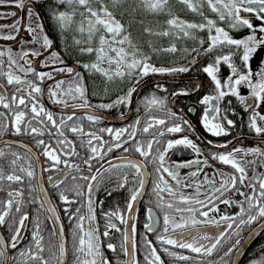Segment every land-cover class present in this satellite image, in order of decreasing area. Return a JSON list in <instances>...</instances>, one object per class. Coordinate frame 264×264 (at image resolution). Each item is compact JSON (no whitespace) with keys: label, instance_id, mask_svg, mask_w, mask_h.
<instances>
[{"label":"snow or ice","instance_id":"6c2138e0","mask_svg":"<svg viewBox=\"0 0 264 264\" xmlns=\"http://www.w3.org/2000/svg\"><path fill=\"white\" fill-rule=\"evenodd\" d=\"M9 2L22 10L32 4L27 12L29 23L21 25L19 20L15 21L12 29L16 35L0 34V39L16 40L21 30L30 39L18 41L21 49L16 54L11 49L0 50V136L10 133L31 137L35 146L41 149L40 155L45 158L47 167L41 165L36 153L26 144L19 145L26 149L22 155L11 150L10 145L8 153L0 150V192L6 193V198L0 200V228L6 227L9 232L8 237L0 234V264H66L69 250L58 206L49 198L37 168L42 172L56 173L48 175L47 182L55 190L64 215L71 224L72 264H112L104 253L105 247L117 257L122 254L120 264H165L161 252L169 258V264H236L234 257L242 254L241 249L247 242L241 234L247 229L251 238L264 232V172L253 168V174L249 176L246 164L256 162L238 160L236 154L264 158V148H232L228 151L231 140L219 144L208 140V145L224 149L222 152H210L211 160L230 166L233 171L226 173L217 169L219 183L207 174L202 182L183 180L179 169L197 165L195 171L188 173L189 178H196L203 171L199 166L208 165V158L203 157L201 148L188 136L168 140L163 150L154 148V145H159L160 138L166 134L184 132L185 126L191 130L189 121L166 109L164 100L153 95L143 102L146 111L164 110L167 119L152 116L142 129L138 127L141 124L138 118L126 127L86 130L82 119L76 116V109L85 111L84 119L90 126L96 125L102 117L93 112V108L110 110L128 106L137 89L133 85L111 102L93 105L85 76L68 65L64 55L71 56L75 52L94 57L90 62L77 61V64L89 76L98 74L102 78L93 92L101 99L109 95L118 82L138 83L140 78L153 73L189 71L188 66L157 67L151 62L152 54L183 51L189 55L192 52L206 55L211 62L202 71L210 78L214 88L213 94L205 95L199 101L204 106L199 121L203 130L211 137H227L230 134L236 125L228 113L235 114V111L227 105L232 103L228 98L234 97L247 114L249 130L256 137H264V114L260 111L264 107V58L257 64L258 71H253L251 67L258 50H264V0H52L48 15L63 41L59 51L45 29L43 18L35 9L41 0H0V4ZM175 6H179L182 12L199 17V21L182 19L174 11ZM10 15L15 16L16 13ZM160 15L167 17L163 26L148 19ZM125 16L128 17L126 21L123 20ZM253 18L259 23L254 24ZM134 26L138 31L135 37L132 32ZM243 29H247L248 33L240 38L230 34ZM199 33H206V38H200ZM161 39L169 41L167 47L158 46ZM181 40H198L200 47L190 51L180 49L177 42ZM26 44L32 47L25 48ZM205 44L207 47H204ZM145 47L148 51L144 50ZM236 58L239 64L235 62ZM195 60L193 56L189 64ZM37 61L44 70L35 67ZM223 65L231 73L225 79L219 75ZM58 76L61 78L57 79ZM46 81H52L47 86L49 103L73 109L70 114L57 117L46 107L41 87ZM241 86L248 89L246 95L241 94ZM199 87L197 85L195 90ZM188 94L186 90L173 93L174 96ZM188 111L194 110L190 108ZM121 118H124L123 113ZM169 120L180 122L169 124ZM154 129L155 134L150 139L141 141L138 138L141 131L149 134ZM45 136L49 138L47 142L43 139ZM260 143L264 144V139ZM181 146L202 158L167 166L166 155ZM79 148L85 149L83 157ZM117 149H122L124 153L134 151L142 159L136 161L121 156L114 158L119 163H113L107 157ZM77 158L82 160L83 169L80 163L75 162ZM93 162L99 164L95 171ZM148 164L154 165L156 178L152 182L151 193L155 197V207L161 210L162 220L155 215L152 207H148L144 233H138L136 217L132 213L145 195ZM259 166L264 168V160ZM113 177L116 178V189L127 187L129 196L125 209L116 207L101 213L105 220L101 233L95 193ZM204 185L209 187L202 193ZM25 188L28 198H25ZM189 188L194 189L193 193L184 191ZM226 193L243 199L225 198ZM165 194L169 199L165 198ZM108 195H111L110 191ZM31 204L38 205V208L35 210L37 215L30 220L24 209ZM74 204L79 206L73 211ZM99 204L102 205L103 201ZM219 204L234 206L237 210L217 215ZM41 215L58 225L50 230L47 245L42 235ZM117 221L123 227L118 226ZM29 222L33 225L29 244L18 248ZM210 226L217 229L215 234L208 231ZM258 229L262 231L258 232ZM113 231L121 234L119 245L110 242ZM149 235H153L154 240L149 239ZM225 245H229L226 251ZM10 251L16 254L10 255ZM249 264H264V249L260 257Z\"/></svg>","mask_w":264,"mask_h":264},{"label":"flooded vegetation","instance_id":"af4514ba","mask_svg":"<svg viewBox=\"0 0 264 264\" xmlns=\"http://www.w3.org/2000/svg\"><path fill=\"white\" fill-rule=\"evenodd\" d=\"M52 3V0H41L39 4L35 5L36 11H38L43 18V24L45 26V29L49 35V37L55 41L57 50L62 49L63 41L60 38V35L53 27V24L49 18L48 10ZM32 7V4H28L23 10L20 8H17L14 6L13 3H5L0 4V34L7 35V34H13L16 35V33L12 29V25L15 23V21L19 20L21 25H27L29 23L27 12L28 9ZM174 11L176 14H178L182 19L188 20V21H199V17L194 16L192 13L188 12H182L179 10L178 6H175ZM15 12L16 15L12 16L10 13ZM32 21H35V16L32 17ZM253 23H259L253 18ZM19 27V26H18ZM248 33L247 29H243L239 32H230L231 35H233L236 38H240ZM200 38H206V33H199ZM28 34L21 30L19 34L17 35L16 40H3L0 39V50L7 51L8 49H11L14 54L18 53L21 49V45L18 41L20 40H29ZM69 43H71V36L69 35ZM169 44V41H164L161 46L167 47ZM177 46L180 49H189V51L192 48H199L200 45L197 41L193 40H181L177 42ZM25 48H31V44L24 45ZM204 47H207L205 44ZM227 51V49H225ZM195 56L196 60L194 63L189 64V61L192 60V57ZM261 58H264V50H258V54L254 57V59L251 61V67L253 71H258L257 64ZM6 59V57L4 58ZM64 59L66 60L67 64L70 66H73L76 68L77 71H80L85 76V82L86 86L88 88V95L90 97V102L93 105H97L100 103H109L112 100L116 98L117 95H123L124 92L128 90V88L135 85L137 87L142 82H147L146 85L140 89V91L133 96L132 103L128 106H118L117 108L110 109V110H101L99 108H93L92 111L99 114L102 119L100 122L96 125H89V122L84 119L85 117V111L83 109H76V116L78 118L82 119L83 125L86 130H96L98 128H121L126 127L128 125H131L134 123L138 118L141 120V124L138 126L142 129L144 126V123L151 119L152 116H155L156 118L161 119H167L165 116L164 110H149L146 111L144 107V100L151 96H156L160 99H163L165 102L166 109H171L173 112H176L178 116H183L185 119L189 121V124L191 126V130L188 129V126H185V131L182 133H176V134H166L164 137L160 138L161 143L159 145H154V148L158 147L161 150H163L166 142L168 140H175L179 139L182 136H188L190 139H192L200 148L203 153V157L208 158V165H200L199 167L203 168V171L201 174L196 178H189L188 173L195 171L198 167L197 165H193L190 168L187 169H179L180 177L183 180H186L188 182H192V179H196L199 181H203L204 175L207 174L210 178L216 179L217 183H219V176L216 175V170L219 169L226 173H231L233 169H231L230 166L222 165L216 161L211 160L210 158V152H217V151H224V149H217L213 147L212 145H208L207 141L212 140L214 144L224 143L225 141L231 140L232 144L229 146L228 151H231L232 148H252V147H261L264 148V144L260 143L261 139H264V137H256L253 132L249 130L247 127V114L243 112L241 106L239 105V102L234 97H229L232 101L231 105H227L229 108L234 109L235 114H233L231 111L228 113L229 118L233 119L235 121V127L230 130V134L227 137H211L208 135L204 130L203 127L200 124V118L203 113L204 106L199 103L200 99L209 94H213V84L210 81V78L203 73L202 68L206 66L209 62H211V58L200 54L197 55V53L192 52L191 55L180 51L177 54H164L160 53L156 56H152L151 62L157 66V67H179V66H188L189 71L183 72V73H172V74H149L148 76H145L143 78L139 79V82L136 83L128 82L125 80L122 83L118 82V86H113L112 92L104 96L103 99H101L100 96L93 95L94 90H96L97 86L101 82V77L97 74L95 76H89L88 73L84 72V70L77 64V61H80L81 63H87L90 62L91 59H94V57H89L87 55L81 56L76 54L75 52L71 55H64ZM237 64H239L238 58H236L235 61ZM106 66V65H105ZM35 67L38 70H44L40 68V63L37 61L35 63ZM230 70L227 68L226 65H223L221 67V71L219 75L222 79L227 78L228 75H230ZM32 77H29L31 79ZM61 77H57V79H60ZM52 81H46L44 84L41 85L42 89L44 90V95L42 96V100L45 103L46 107L51 109L57 117L61 115H67L70 114L73 109L71 108H62V106L53 105L49 103L48 97H47V86L48 84H51ZM197 85H199V90H195ZM181 90H186L189 94L188 95H178L174 96L173 93L180 92ZM241 94L246 95L248 92V89L246 87L241 86L240 88ZM193 109L194 111L189 112V109ZM2 110V109H0ZM261 113L264 114V107L260 109ZM121 113L124 114V118H121ZM174 122H180L179 120L171 121L169 120V124ZM155 129L150 132L149 134H144L142 131L138 133V138L141 141H145L147 139H150L153 134H155ZM71 136V134H69ZM43 139L48 141V137L45 136ZM105 139H108L107 136H105ZM3 142V144L0 146V150H4L5 152L8 150L10 151L9 145L11 147V150L18 151L21 155L25 151L24 149L14 145L13 143L18 144H26L28 147L32 148L33 152L37 154V156L40 159L41 165L43 167H47V163H45V158L40 155L41 149L37 148L32 140L31 137L26 136H13L10 133H6L3 136H0V143ZM77 144H79V141L77 140ZM130 146V145H129ZM78 151L80 152V156L83 157L85 154V149L79 148ZM126 156L130 159L140 161L142 158L139 156L138 153H135L134 151H130L129 153H124L122 149H117L112 153H109V156L107 159H112L113 163H119V161L115 160V157H121ZM198 158L197 155L188 148L184 147H177L175 149H172L169 151V153L166 155V165L167 166H174L176 163H183L187 161H193ZM236 158L241 161H255V164H246L247 173L249 176H252L253 174V168L256 169L257 172H264V168H261L259 165L264 160V158L257 157V156H243L240 153L236 154ZM77 163L81 164L82 169L84 168V165L82 164V160L80 158H77L75 161ZM94 163L93 171H95L96 167H99V164ZM100 163H103L101 161ZM107 167V165H105ZM146 171L148 173L146 177V185H145V195L141 198V200L138 202L137 208L134 215L136 217L135 223L137 224V230L138 233H144L143 224L146 222V209L148 207H152L155 215L157 217H161L162 220V214L161 210L155 207V197L151 193L152 189V182L156 178L155 171H154V165L148 164L146 167ZM44 183L46 186L47 191L50 194V198L53 202V204L57 205L59 203L58 196L55 194V190L50 187V185L47 182L48 175H56V173H46L42 172ZM75 174V173H74ZM87 174V172H85ZM166 175V174H165ZM167 178V177H166ZM170 179V178H169ZM171 183H174L170 180ZM129 185L128 187H130ZM208 185H204V188L202 189V193L204 191H207ZM49 188H51L52 192L55 194L54 197L57 199L55 201L51 197V193L49 191ZM115 189V190H114ZM247 191V189H244ZM111 192V195H108V192ZM187 193H193L194 189H184ZM129 193L127 191V187L124 189H116V178L113 177L111 182L105 181V183L102 185V187L96 191L95 198L97 201V220L98 225L100 228L101 233L104 231V224L105 220L101 216L102 212H107L110 209H115L116 207H119L120 209H125L126 201L128 199ZM232 197L233 199H243L242 197L234 196L232 193H226L225 198ZM165 198L169 199V197L165 194ZM202 198V197H201ZM56 203H55V202ZM99 201H103V204L100 205ZM58 206V205H57ZM78 204L72 205V210L74 211L76 207H78ZM220 212L217 214H228L233 213L235 210V207H229L223 204L218 205ZM63 212V205L58 206V213L61 217L64 230L66 233V240H67V248L69 250V241H68V235L66 230V225L68 227V231L70 233L71 231V224L67 217L64 215L63 217L61 212ZM65 221V222H64ZM50 225L53 229L51 221ZM118 226L123 227L122 225H119V222L117 221ZM254 226V225H253ZM252 226V227H253ZM25 231L26 228L23 230V236L25 237ZM208 231L212 234H215L217 229L214 226H210ZM248 230L246 229L241 236L243 237L244 234ZM0 232L3 235L2 228H0ZM120 233H117L115 231L112 232L110 242L115 243L119 245L120 243ZM262 236V235H261ZM260 236V237H261ZM29 239L25 237V239L21 241V244L18 245V248H25L29 244V240L31 239V234H29ZM259 237V238H260ZM45 238V237H44ZM138 240H140V236L137 237ZM149 239L154 240L153 235H149ZM108 242V241H106ZM234 243V239L232 241ZM45 245H47V241L45 239ZM253 245V244H252ZM251 245V246H252ZM229 245H225L224 250H227V247ZM250 246V247H251ZM249 250V249H248ZM179 251V250H177ZM104 253L106 256L110 258L112 261V264H120V261L123 259V256L121 254L120 257H117L116 253L110 252L107 250V248H104ZM247 253V252H246ZM10 255H15V251H10ZM162 258L165 261V264H169V258L164 255L162 252L160 253ZM45 256H47V251L44 253ZM246 255V254H245ZM69 254L67 255L66 264L68 262ZM244 258V257H243ZM139 259L142 261L143 257L142 255L139 256ZM243 260V259H242ZM241 260V261H242ZM73 261V257H72ZM71 261V264H72ZM241 263V262H240ZM14 264V262H12ZM183 264V262H181Z\"/></svg>","mask_w":264,"mask_h":264},{"label":"trees","instance_id":"16d2710c","mask_svg":"<svg viewBox=\"0 0 264 264\" xmlns=\"http://www.w3.org/2000/svg\"><path fill=\"white\" fill-rule=\"evenodd\" d=\"M118 18H120L118 16ZM167 17L165 15H160V16H157V17H148L149 20L153 21V23L155 22H159V24L161 26H163V22L164 20L166 19ZM128 19L127 16H125L123 18L124 21H126ZM132 32H133V36H137L138 35V31H137V27L134 26L133 29H132ZM164 41H167V39H161L158 41V46H161V44L164 42ZM145 51H148V49L145 47L144 49ZM157 54H152V56H156ZM9 151L7 150L6 153H8ZM11 157L9 156V159ZM15 187V186H14ZM49 191L51 193V197L57 201V199L54 197V193L52 192L51 188H49ZM33 195H36L35 193H33ZM6 198V193L5 192H0V200H3ZM25 198H28V193H27V189L25 188ZM54 201V202H55ZM56 203V202H55ZM57 205L60 207V205L57 203ZM38 208V205L36 204H31V205H26L25 206V211L28 212L29 216H30V220L31 218H34L36 215H37V212L35 211L36 209ZM61 214H62V217H63V212L60 211ZM40 219L43 221V232H42V235L45 237L46 241L48 242V239H49V232L50 230L52 229L51 228V225H50V222L49 220H46L44 215H41L40 216ZM64 219V217H63ZM65 222V221H64ZM33 229V225L31 222H29L27 224V227H26V231H25V237H27V239H29V234H31V231ZM66 230H67V235H68V241H69V258H68V262L67 264H71V261H72V255H71V250H72V237L68 231V227L66 225ZM2 232H3V235L8 237L9 236V232L7 230V228H2ZM25 237L23 238V240L25 239ZM264 249V234L258 238L254 243L253 245L249 248V250L247 251L246 255L244 256L243 260L241 261L240 264H249V262L253 259H258L260 257V254H261V250ZM226 251V250H224Z\"/></svg>","mask_w":264,"mask_h":264},{"label":"water","instance_id":"95a60500","mask_svg":"<svg viewBox=\"0 0 264 264\" xmlns=\"http://www.w3.org/2000/svg\"><path fill=\"white\" fill-rule=\"evenodd\" d=\"M146 83L147 82H142L141 84H139L137 87H136V89H137V91L134 93V95L133 96H135L139 91H140V89H142L145 85H146ZM3 144V142H1L0 143V146ZM14 145H16V146H18L19 147V145L20 144H18V143H13ZM23 149V148H22ZM24 150H26V149H24ZM36 156H37V154H36ZM37 158L39 159V157L37 156ZM40 160V159H39ZM37 173H38V175L40 176V178H41V181L44 183V179H43V174H42V171H41V169L40 168H37ZM146 185V184H145ZM44 186H45V183H44ZM45 188H46V186H45ZM47 190V189H46ZM49 198H50V196H49ZM51 199V198H50ZM137 205H138V203L136 204V207H135V210H134V212H133V214L135 213V211H136V208H137ZM62 221V220H61ZM52 223V222H51ZM63 224V223H62ZM52 226H53V228H56V227H58V225H55V224H53L52 223ZM64 227V226H63ZM253 227H256V225H254ZM262 230H259L258 229V232H261ZM0 234H1V232H0ZM66 234V233H65ZM264 234V232H262V234H259V235H256V236H254V237H251V238H249V231H247L245 234H244V236L242 237V238H245L246 239V241L247 242H245L244 243V245H243V248L241 249V253L242 254H240V255H238V256H235L234 258H235V260H236V264H240V262H241V260L243 259V257L245 256V254H246V252L248 251V249L250 248V246L261 236V235H263ZM66 246H67V240H66ZM66 260H67V257H66Z\"/></svg>","mask_w":264,"mask_h":264},{"label":"rangeland","instance_id":"374dc122","mask_svg":"<svg viewBox=\"0 0 264 264\" xmlns=\"http://www.w3.org/2000/svg\"><path fill=\"white\" fill-rule=\"evenodd\" d=\"M179 7V6H178Z\"/></svg>","mask_w":264,"mask_h":264}]
</instances>
